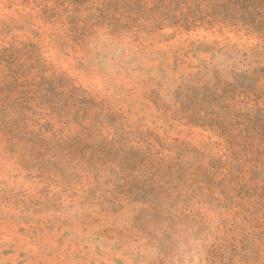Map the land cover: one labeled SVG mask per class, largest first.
I'll list each match as a JSON object with an SVG mask.
<instances>
[{"label": "rangeland", "instance_id": "1", "mask_svg": "<svg viewBox=\"0 0 264 264\" xmlns=\"http://www.w3.org/2000/svg\"><path fill=\"white\" fill-rule=\"evenodd\" d=\"M0 264H264V0H0Z\"/></svg>", "mask_w": 264, "mask_h": 264}]
</instances>
